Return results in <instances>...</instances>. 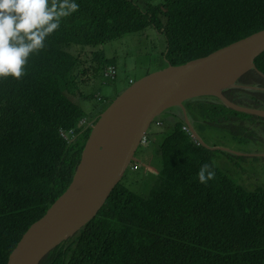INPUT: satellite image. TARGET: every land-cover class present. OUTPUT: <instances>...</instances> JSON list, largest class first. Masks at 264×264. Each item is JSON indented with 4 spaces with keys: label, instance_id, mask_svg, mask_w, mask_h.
<instances>
[{
    "label": "trees",
    "instance_id": "trees-1",
    "mask_svg": "<svg viewBox=\"0 0 264 264\" xmlns=\"http://www.w3.org/2000/svg\"><path fill=\"white\" fill-rule=\"evenodd\" d=\"M75 2L79 10L29 54L24 75L0 78V264L67 191L92 130L89 121L116 99L97 98L88 115L66 95L75 99L68 86L89 83L108 68L95 52L96 65L81 70L74 49H96L151 27L166 41V66L181 65L264 29V0ZM255 64L264 76V52ZM238 86L225 91L232 102L264 109V78L256 70ZM217 101L203 97L184 105L203 124L242 115L223 105L228 114ZM173 121L160 141L162 166L151 195L120 183L91 223L41 264H264V189L250 190L224 175L215 150L195 142L184 119ZM61 129L73 133L65 137ZM213 162L215 178L201 184L199 168Z\"/></svg>",
    "mask_w": 264,
    "mask_h": 264
},
{
    "label": "water",
    "instance_id": "water-1",
    "mask_svg": "<svg viewBox=\"0 0 264 264\" xmlns=\"http://www.w3.org/2000/svg\"><path fill=\"white\" fill-rule=\"evenodd\" d=\"M263 52L264 29L206 57L169 64L124 90L92 127L67 191L29 227L7 264H41L86 228L125 178L152 123L167 111L179 108L194 137L207 147L187 117L185 102L215 97L234 112L264 119V109L238 105L225 95L252 69L264 78L255 64Z\"/></svg>",
    "mask_w": 264,
    "mask_h": 264
},
{
    "label": "rangeland",
    "instance_id": "rangeland-1",
    "mask_svg": "<svg viewBox=\"0 0 264 264\" xmlns=\"http://www.w3.org/2000/svg\"><path fill=\"white\" fill-rule=\"evenodd\" d=\"M165 47V39L151 27L143 32L128 34L96 49L77 47L74 54L82 62L81 70L96 65L92 61V53L97 52L106 58V67H116L117 77L115 80L104 78L102 70L89 83L77 84V81H74L75 88V85L67 87L72 90L71 93H76L75 99L68 92L66 95L90 115L100 102L97 98L112 101L130 86V79L136 82L165 68L167 65L163 57ZM218 104L228 114L232 113L222 102ZM168 116L169 114L164 113L152 123L148 132L152 139L147 145L140 146L132 166L121 182L139 195L150 196L157 178L156 174H160L162 166L160 141L172 130L174 123L166 121L169 120ZM188 119L205 143L215 150V163L224 175L250 190L264 189V157H261L264 156L263 119L242 114L227 116L221 125L216 122L203 124L198 120V114L194 112L188 113Z\"/></svg>",
    "mask_w": 264,
    "mask_h": 264
},
{
    "label": "clouds",
    "instance_id": "clouds-1",
    "mask_svg": "<svg viewBox=\"0 0 264 264\" xmlns=\"http://www.w3.org/2000/svg\"><path fill=\"white\" fill-rule=\"evenodd\" d=\"M78 10L79 5L75 0H0V78L9 76L14 79L21 78L24 75L22 69L27 64L29 54L42 49L44 40L59 29L61 20ZM110 69L115 71L114 75L111 74ZM103 75L105 78L115 80L117 77L116 67L104 68ZM132 84L134 81L130 79L129 85ZM174 109L177 108L171 109L174 113L173 119H184L182 111L179 110L176 113ZM167 114H171L170 110L167 111ZM186 114L188 117L187 109ZM86 121H88L87 118L82 119L80 124ZM95 123L96 121L91 120L88 124L93 127ZM161 124L163 123L161 122ZM184 127H187L190 133ZM183 129L194 138L195 142H199L186 122ZM64 131L66 130H60V132ZM72 133L73 129L65 134L69 137ZM148 134L143 138L141 145H147L150 142ZM144 139L148 140L146 144L143 142ZM214 166V162L201 165L197 172L201 184H207L208 181L215 178Z\"/></svg>",
    "mask_w": 264,
    "mask_h": 264
},
{
    "label": "built area",
    "instance_id": "built-area-1",
    "mask_svg": "<svg viewBox=\"0 0 264 264\" xmlns=\"http://www.w3.org/2000/svg\"><path fill=\"white\" fill-rule=\"evenodd\" d=\"M110 72H111V74L112 75H114L115 74V71L113 70V69H110ZM186 130H187V132L188 133H190V131L188 130V128L187 127H184ZM63 134V136H67L64 132L62 133ZM145 144L148 142V140L147 139H144V141H143Z\"/></svg>",
    "mask_w": 264,
    "mask_h": 264
},
{
    "label": "flooded vegetation",
    "instance_id": "flooded-vegetation-1",
    "mask_svg": "<svg viewBox=\"0 0 264 264\" xmlns=\"http://www.w3.org/2000/svg\"><path fill=\"white\" fill-rule=\"evenodd\" d=\"M170 113H171V115H172V114H174L172 110L170 111ZM261 157H264V156H263V155H261Z\"/></svg>",
    "mask_w": 264,
    "mask_h": 264
}]
</instances>
